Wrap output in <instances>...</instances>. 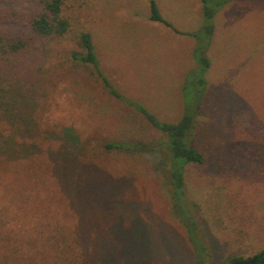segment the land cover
I'll return each mask as SVG.
<instances>
[{
  "label": "rangeland",
  "instance_id": "1",
  "mask_svg": "<svg viewBox=\"0 0 264 264\" xmlns=\"http://www.w3.org/2000/svg\"><path fill=\"white\" fill-rule=\"evenodd\" d=\"M149 2L61 0L67 33L43 40L29 25L40 0H0V34L27 42L0 55V264H195L154 154L98 147L159 134L71 58L88 32L120 93L162 121L177 120L201 4L153 0L164 24L149 19ZM212 21L193 138L205 161L187 167L185 189L207 263L227 264L264 250V0H229ZM63 128L82 142L85 195L72 200L55 173L61 143L46 135Z\"/></svg>",
  "mask_w": 264,
  "mask_h": 264
},
{
  "label": "trees",
  "instance_id": "2",
  "mask_svg": "<svg viewBox=\"0 0 264 264\" xmlns=\"http://www.w3.org/2000/svg\"><path fill=\"white\" fill-rule=\"evenodd\" d=\"M199 1L202 26L198 32L188 34L197 42L192 53L196 63L189 72L190 79L184 84L183 109L175 121L158 119L144 106L118 91L100 70L92 37L88 32L79 33L77 43L81 51L71 52V58L80 65L89 66L92 75L100 81L102 88L110 98L131 109L159 134L158 140L151 142L106 139L100 141L98 147L104 152L115 151L128 155L154 154L161 178L159 186L169 203L170 216L185 229L195 264H208L207 259L210 257V253L198 230L195 206L188 205L185 178L188 166L202 165L205 161L203 154L195 147L193 139L196 127L195 117L200 113V105L205 93L204 75L209 66V60L204 53L212 35L214 14L229 0ZM40 3L42 4L40 10L30 18L29 22L32 36L47 40L65 35L69 23L61 16V0H40ZM149 12L150 20L167 24L159 15L153 0L149 2ZM26 45L27 42L24 40H14L12 37L0 34V55L17 53L25 49ZM46 135L61 143L55 166L59 183L71 193L69 194L71 200L85 195L83 193L85 181L81 177L82 166L78 161V149L82 143L79 136L72 128H63L60 133L47 131ZM227 264H264V250L245 257L229 256Z\"/></svg>",
  "mask_w": 264,
  "mask_h": 264
}]
</instances>
